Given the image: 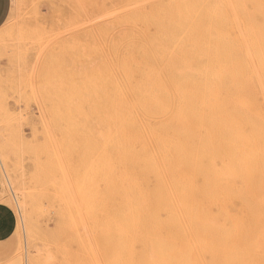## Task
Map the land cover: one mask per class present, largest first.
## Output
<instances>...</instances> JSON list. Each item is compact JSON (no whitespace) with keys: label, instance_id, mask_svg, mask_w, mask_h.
<instances>
[{"label":"rangeland","instance_id":"rangeland-1","mask_svg":"<svg viewBox=\"0 0 264 264\" xmlns=\"http://www.w3.org/2000/svg\"><path fill=\"white\" fill-rule=\"evenodd\" d=\"M164 32L258 35L264 174V0H11L0 29V170L18 228L0 264H144L101 102L122 47Z\"/></svg>","mask_w":264,"mask_h":264},{"label":"bare ground","instance_id":"bare-ground-1","mask_svg":"<svg viewBox=\"0 0 264 264\" xmlns=\"http://www.w3.org/2000/svg\"><path fill=\"white\" fill-rule=\"evenodd\" d=\"M130 42L101 111L143 263L264 264L258 35L164 32Z\"/></svg>","mask_w":264,"mask_h":264},{"label":"crops","instance_id":"crops-1","mask_svg":"<svg viewBox=\"0 0 264 264\" xmlns=\"http://www.w3.org/2000/svg\"><path fill=\"white\" fill-rule=\"evenodd\" d=\"M11 11V0H0V29L7 22ZM2 173L0 170V245L10 241L18 228L13 208L2 200Z\"/></svg>","mask_w":264,"mask_h":264}]
</instances>
